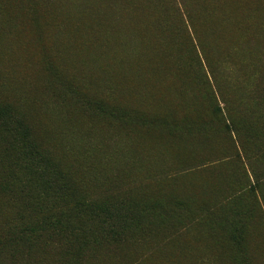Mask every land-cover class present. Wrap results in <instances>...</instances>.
<instances>
[{"label":"rangeland","instance_id":"rangeland-1","mask_svg":"<svg viewBox=\"0 0 264 264\" xmlns=\"http://www.w3.org/2000/svg\"><path fill=\"white\" fill-rule=\"evenodd\" d=\"M0 2V105L68 192L20 193L24 172L0 163V264H240L234 235L264 264V0ZM40 194L139 218L113 245H83L23 208Z\"/></svg>","mask_w":264,"mask_h":264},{"label":"trees","instance_id":"trees-1","mask_svg":"<svg viewBox=\"0 0 264 264\" xmlns=\"http://www.w3.org/2000/svg\"><path fill=\"white\" fill-rule=\"evenodd\" d=\"M0 21L5 16V9L0 2ZM117 25V21H116ZM120 25V24H119ZM134 38L133 35H131ZM130 35L124 37V44L130 45L135 41L130 39ZM95 107L107 108L105 102L101 98H96L91 100ZM92 104L88 99H86L85 104ZM86 104V106H87ZM217 112L220 113L221 109L217 108ZM3 155L9 160L4 159ZM5 160V164L7 167H12L13 170L12 175L16 176L17 172H24V176L19 181V190L20 193H25L27 187L34 186L36 190H44L46 188L49 189V182L52 183L51 187L54 189L57 194L56 198L58 202L64 203L63 198L68 196L67 187L63 180V175L60 171L55 169L54 163L47 157H45L44 153L39 151L37 144L34 141V138L31 137L29 129L27 125L24 123V119L19 117L14 110L9 105H0V163ZM5 166V165H4ZM19 177V175L17 176ZM7 180H11L9 175L7 176ZM18 182V181H16ZM8 184H4L6 186ZM50 192V191H49ZM72 205L66 206L65 204H61L60 206H56L54 209H47L45 207L44 197L40 194L37 195L36 199L27 198L24 200L23 208H28L31 211H37L38 209H43L45 213H48L46 218L47 226L58 227L62 232H67L70 236L81 235L82 236V244L91 246L99 245L101 243H105L107 245H113L118 239L122 238L121 230L126 223H134L137 222L139 218V213L134 210L132 211L130 216H126L122 212V208L117 217L111 215L114 211V207H110V204L105 200L101 199V203H105L104 205H100L99 202L91 203L92 201H86L81 199L80 197L71 194ZM96 210L88 213V207H92ZM52 210H54V214H52ZM76 212L78 214H84L88 217H95L100 219V216L103 217V229L101 231H92L90 232L89 228H76L73 227V223L64 217L67 216L68 213ZM92 213H97L96 215ZM128 220H131L128 221ZM230 222V221H229ZM84 223L82 221L78 226H81ZM43 224V223H42ZM138 224V223H135ZM233 240L236 246L241 249L237 251L240 255V264H252L251 258H247L245 256L244 250L241 248L240 240L234 235ZM105 241V242H102ZM67 247V253H69V249L71 247H75L76 245H71L69 243H65ZM254 263V262H253Z\"/></svg>","mask_w":264,"mask_h":264}]
</instances>
